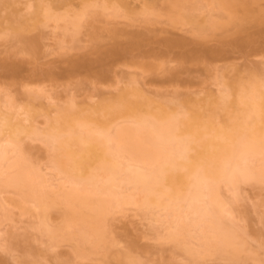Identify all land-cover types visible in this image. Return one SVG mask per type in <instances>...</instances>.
I'll use <instances>...</instances> for the list:
<instances>
[{
  "label": "bare ground",
  "instance_id": "obj_1",
  "mask_svg": "<svg viewBox=\"0 0 264 264\" xmlns=\"http://www.w3.org/2000/svg\"><path fill=\"white\" fill-rule=\"evenodd\" d=\"M206 1L221 14L219 19H199L201 0H142L139 10L131 0H28L27 4L0 0V42L16 45L4 53L9 59L17 55L29 57L28 62L33 59L32 78L55 82L85 71L98 83L112 78L117 86L122 81L109 67L116 61L155 56L176 63L175 67L164 66V61L138 65L173 90L144 89L132 78L118 94L91 108L79 109L70 100L53 118L46 115L43 130L35 124L40 113L35 102L45 97L46 90L30 88L24 117L19 112L22 107L9 96L4 101L6 95L0 91V225L13 216L3 197L12 189L20 211L36 213V228L51 247L68 241L79 259L101 255L109 260L110 249L119 244L111 236L109 217L134 207L165 225L163 240L191 262L214 257L225 264L250 260L264 264L245 231L233 221L237 201L228 199L224 191L238 199L243 185L264 186V82L220 79L218 94L205 98L200 97L202 91L180 90L194 81L187 63L223 60L236 50L246 54L257 45L251 28L264 26V0ZM99 16L149 26L164 17L172 26H188L195 39L215 38L219 45L198 50L183 38L165 36L154 47L149 34L115 28L110 31L112 43L94 44L96 58L87 55L68 62L63 73L39 62L43 29L53 26L74 40L90 19ZM93 39L97 41L96 36ZM4 60L2 74L17 73L25 64L23 59ZM26 139L49 147L55 172L51 179L29 159ZM57 175L63 181L54 191L49 181ZM55 210L60 212L58 224L52 221ZM115 257L119 263L138 262L128 252Z\"/></svg>",
  "mask_w": 264,
  "mask_h": 264
},
{
  "label": "rangeland",
  "instance_id": "obj_2",
  "mask_svg": "<svg viewBox=\"0 0 264 264\" xmlns=\"http://www.w3.org/2000/svg\"><path fill=\"white\" fill-rule=\"evenodd\" d=\"M26 1L28 2V0H20L24 4H27ZM141 1L131 0V6L135 10H139ZM201 1L204 2L203 10L197 12L200 20L207 21L221 17L218 10L209 5L206 0ZM22 3L18 4L20 10L25 8ZM77 5L78 2H74V7ZM159 7L164 10L163 4L160 3ZM53 28V26H49V28L43 29L45 38L42 41L43 47L39 62L44 64L46 68H49L47 66H57L60 73H63L68 62L87 55L96 58L97 55L92 53L94 44L105 46L110 42L112 43L110 31L115 28H119L128 34H149L154 47H159L157 44L159 38L165 36L183 38L190 43V48L198 50L202 46L219 45L215 38L208 42L195 39L188 26H172L164 17L160 18L156 24L149 26L142 22H131L125 18L99 16L90 19L81 29V32L74 37V40H71L69 35L64 37L62 30ZM36 32L34 34L37 36L39 33ZM251 32L258 37V43L246 54H241L236 50L237 53L234 51L235 54L232 55L231 53L228 55L230 57L223 60L206 59L187 63V67L194 71L192 74L194 81L193 84L182 86L180 90L183 92L187 90L202 91L200 97L205 98L209 95L216 96L218 94L221 89L220 79L226 81L241 80L246 84L251 79L264 82V26L252 27ZM35 35H31V37H35ZM93 36L97 37V41L93 39ZM120 40L125 41V37ZM11 42L1 40L0 61L7 59L18 62L17 60L23 59V64H25L22 65L21 63L22 68L20 67L18 74H2L0 72L2 74L0 76V91L2 95H6L3 100L9 99L7 97L9 96L14 100L17 107L23 109L25 105H28L30 88L46 90L45 97L35 102V106L40 111L35 124L42 130L47 126L49 119L47 116L53 118L57 114V110L66 106L70 100L73 99L79 109L91 108L102 99L112 98L118 94L119 89L126 86L129 79L132 78L136 79L140 87L144 89L162 91L174 89L172 85L158 82L151 73H143L138 68L140 63H160L163 61L165 62L164 66H176V63H169L163 58L155 56L141 58L134 61L135 63L124 59L109 64V67L117 72L116 79L122 81L117 86L111 82L112 78L106 84L98 83L91 73L85 71L77 72L78 74L74 73L72 77L60 78L55 82L32 78V70L30 71V69L33 63L30 62H33V59L28 62L29 57H21V55L9 59L8 55L5 54L6 52L4 53L5 50H8V53L9 49L11 51L14 48V43ZM197 56H201V52H198ZM24 58L28 59L25 61ZM26 62L28 63L26 64ZM41 63L39 64L41 65ZM46 68L43 67L42 70ZM160 72L158 71V73ZM159 77L163 76L160 74ZM13 83L16 84L13 85ZM22 83H28L32 86L28 85L27 88H23L20 86ZM7 110L8 108H3V112H7ZM19 112L24 117V109L21 110L20 108ZM25 145L28 149L29 159L41 167L43 173L47 174L46 177L51 179L50 175L55 172L51 165L49 147L40 141L30 139L25 140ZM62 181V177L57 175L54 180L49 182L52 184V189L58 191ZM224 191L228 199L237 201L233 221L245 231V237L247 236L249 244L259 252L260 258L264 259V186L243 185L238 199H235V196L227 189ZM3 197L7 207L12 210L13 216L10 220H4L0 225V264H129L127 262L119 263L115 257L116 253L124 252L130 253L133 258L138 260L136 264H225L224 261L214 257L200 262L189 261L183 251L175 249L172 243L163 240L165 225L161 222H154L152 218L134 207H129L124 212L113 213L109 217L111 236L119 243L117 247L110 249L109 253L111 252L112 255L109 256V260L103 259L101 255L82 260L76 257L71 242L61 241L56 247H51L48 237L41 234L36 228L38 221L36 213L32 210L23 214L18 208L19 198L14 190L8 189ZM1 213L2 209L0 208ZM59 213L58 210L53 212L52 221L54 224H58L60 221ZM247 264H254V262L250 260Z\"/></svg>",
  "mask_w": 264,
  "mask_h": 264
}]
</instances>
